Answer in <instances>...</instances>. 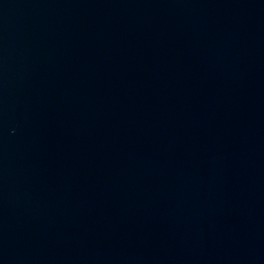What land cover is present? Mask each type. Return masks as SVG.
Returning <instances> with one entry per match:
<instances>
[{
	"label": "water",
	"instance_id": "water-1",
	"mask_svg": "<svg viewBox=\"0 0 264 264\" xmlns=\"http://www.w3.org/2000/svg\"><path fill=\"white\" fill-rule=\"evenodd\" d=\"M0 264H264V0H0Z\"/></svg>",
	"mask_w": 264,
	"mask_h": 264
}]
</instances>
